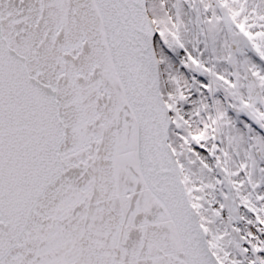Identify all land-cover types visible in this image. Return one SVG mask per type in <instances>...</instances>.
I'll return each instance as SVG.
<instances>
[{"label": "snow or ice", "instance_id": "1", "mask_svg": "<svg viewBox=\"0 0 264 264\" xmlns=\"http://www.w3.org/2000/svg\"><path fill=\"white\" fill-rule=\"evenodd\" d=\"M0 264H264V0H0Z\"/></svg>", "mask_w": 264, "mask_h": 264}]
</instances>
